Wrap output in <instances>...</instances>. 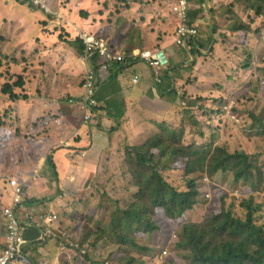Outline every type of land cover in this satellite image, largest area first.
Instances as JSON below:
<instances>
[{
    "label": "rangeland",
    "instance_id": "rangeland-1",
    "mask_svg": "<svg viewBox=\"0 0 264 264\" xmlns=\"http://www.w3.org/2000/svg\"><path fill=\"white\" fill-rule=\"evenodd\" d=\"M20 1H23L24 4L15 0H0V209L10 204V201L4 199V194L6 196L10 195L9 188L11 187L10 200L12 199V187L18 184L14 183L21 176V171L27 172L30 169L31 161L27 167H25V163L36 158L35 156H29V152L26 149L38 142L35 141L34 127L31 126L34 122L32 113L33 97H29L25 101L20 98L15 103L9 100L7 95L2 94L1 89L6 83L9 85L16 83L18 75L31 69L32 65H34L33 63L40 64V61L48 60L51 69L56 67L61 69V65L53 57L52 51H50L47 59L42 58L41 60L39 50L42 53L43 47L41 48L40 42H44L45 46H47L52 42V39L57 38L59 43H65L64 45L69 47L70 42L75 43L74 39H78L76 30L81 29L77 27V23L85 25L84 23H89L90 19H94L96 22L95 27L87 34L94 35L97 31L94 35L96 38L100 37L98 39L114 45L119 26L116 21H120L116 14L118 12L122 13L121 11L124 10L129 13L130 10L137 6H143L147 9L151 5H158L164 10L163 19H161L163 29L159 33L160 36L172 32L174 23L170 25L169 21L172 22L171 19L175 21L170 10L171 0H38L39 6H34L31 0ZM231 3H234V1L230 0L221 6ZM43 6L46 7L48 13L44 12ZM217 9L214 8V12L218 11ZM235 11L243 21L249 20L252 27V32L247 37L248 45L244 46L245 48H242L236 36L227 33L224 27L226 18H224L219 22L215 20V23L212 20L211 31L207 27H198V35L193 39L192 51L187 53L191 59L194 57L199 58L201 63L209 59L213 62L212 73L206 71L211 81L202 79V83L204 87L206 84L209 85L207 88L213 87L212 92L214 94L208 95L207 98L189 95V85L193 80L191 76L189 81H184L178 87L179 89H175L176 97L178 98L177 106H169L166 117L158 116V118L161 119L162 117L164 122L173 128L183 127L185 129L183 141L186 145L208 143L211 141L212 135L215 134L216 144H228L232 151H260V160L263 161L264 134L261 132L262 130L253 128L252 125L257 126V123L253 122V117L261 118V116H264V96H262L258 87L259 79L264 77V24L262 19L257 18L252 12L246 10L243 4L238 3L235 6ZM143 14L144 12L137 13L134 16V21L126 19L125 23L127 25L129 23L142 25L150 29L152 33H155L154 29L160 25L158 24V13L149 12L148 17ZM97 21H99L98 25ZM215 26L218 27L216 32ZM175 37L176 35L173 38L175 39ZM210 37L212 40H210ZM117 39V42H119L121 37L118 36ZM150 42L155 45L157 40L150 39ZM201 44H203V51L200 49ZM155 46L159 47V45ZM61 47L65 48L63 45ZM177 47L175 43L172 44V50L176 51ZM55 52L57 53L58 50H55ZM59 52L61 51L59 50ZM165 53L168 52L165 51ZM177 54L181 55L180 52ZM43 57L45 56L43 55ZM35 58L38 60L35 61ZM248 58L250 67L245 68ZM203 65L205 66L206 64L203 62ZM83 66L85 67L84 64ZM33 70L35 69H31L30 72ZM183 70L184 72L194 71L193 67H185ZM35 72L37 73L35 81H39L41 88L53 87L52 79H56V75H53L49 68H45V71L36 69ZM253 87L256 88L257 92H253ZM187 88L186 95L192 100H188L185 97L182 98L184 93L182 91ZM12 91L18 97L23 96L25 92V90L20 88H13ZM244 96L245 99L240 102L242 104L240 108L241 115H234V117L231 114L232 109L239 105L238 101ZM195 98L204 100V104L199 101L196 105H191L188 108V103L194 101ZM222 99L223 102H220ZM14 104H16V109L13 110L15 108ZM175 108L177 109L179 120L171 119L174 116L172 109ZM186 111L190 112L188 113L189 115ZM43 114H45V111H42L37 117L41 118L42 122H45L47 119L42 117ZM189 117L195 119L197 124L193 126L188 119ZM138 124L140 125L139 121ZM30 132L31 134H29ZM157 132L155 123L153 125L150 124V126L146 125V136H149V138ZM37 138L40 139L39 137ZM36 146L38 147V145ZM20 152L22 154H18ZM123 157L124 154L123 156L119 155L118 161H111L116 163L112 166V169H116L119 165L120 167L122 166ZM120 167L119 171L111 170V172L102 173L104 180L96 179L93 188L84 192L83 198L88 201H85V206L77 202L78 198L81 197L80 194L73 198L74 201L72 203L70 202L71 205H69L68 212L60 214L66 220H69V223L73 221L75 232L71 229L69 237L80 239L84 233V227L89 230L96 229L93 225L95 222L103 224L107 220L102 205L98 204L99 194L97 191L104 192L106 199L119 203V206H123L130 198L131 191L124 189L125 182L122 178L126 170L122 169L120 171ZM24 174L26 173H22V175ZM171 176L172 179L173 177L175 178L173 184L178 189H185L183 174L171 173ZM192 177L195 178L197 187L204 194L201 203L187 214L190 222L199 223L204 220L208 213L206 211L207 204L211 203L216 193L224 191L238 195L237 187L232 184L231 175L228 173L216 175L213 181L209 178L206 179V176L201 178L198 174ZM6 182L9 183L5 184ZM114 183L115 185H113ZM111 186L116 187V191L114 195L107 196ZM109 208L114 209L112 202ZM68 213H70V216H68ZM85 214L91 215L95 222H84ZM54 217L56 216L54 215ZM63 242L65 241L63 240ZM177 242V238L172 234L167 243H164L162 237L152 235L138 243L141 247L147 248L148 251L126 247V252L121 250V252L119 250L114 252L115 245L110 244L109 247H106L105 245L108 242H100L98 244L99 250L96 248L94 252H90V263L122 264L120 263L121 259L132 257L136 262H141L142 264H187L185 259L186 252L175 249ZM70 254L75 264H83L85 262L78 258L74 252ZM64 258L68 257L64 255ZM70 259L71 256L66 261L69 263L71 262Z\"/></svg>",
    "mask_w": 264,
    "mask_h": 264
},
{
    "label": "crops",
    "instance_id": "crops-1",
    "mask_svg": "<svg viewBox=\"0 0 264 264\" xmlns=\"http://www.w3.org/2000/svg\"><path fill=\"white\" fill-rule=\"evenodd\" d=\"M229 1L190 0L191 22L193 20V25L197 28L207 27L211 31L214 8L219 9L222 4ZM121 12L116 14L120 19V21H116L119 24L116 43L111 45L106 42L111 53L123 55L124 59L113 71L110 70V72L107 69V72L103 73V75L110 74L108 79L102 81L99 79L95 99L97 107L91 121L87 124H83V116L86 113L79 103H64L65 115L56 106V101L60 98L78 101L83 94V78L86 69L77 60L78 45L70 42L72 46L67 47L64 45L65 43H59L57 38L52 39V42L47 46L44 42H40L41 48L43 47L42 53L39 50L41 60L42 58L47 59L52 51L53 57L61 65V69L58 67L51 69L48 60L40 61V66H35L38 63H33L34 65L31 67L35 70L39 67L44 71L45 68H49L52 74L56 75V79H52L53 87L50 88V91L42 90L39 92L40 96L37 93L36 97H33L34 122L31 126L34 127L35 136L37 135L40 139L35 137V141L38 142L29 146V150L32 151V157L36 158L32 160L33 163L32 166H29L28 173L26 172L24 175L21 173L19 179L14 183H18L16 186L20 185L23 195L28 201V203L25 202L20 196L17 220L20 225L22 246H27L31 251H34L37 256L35 259L42 264H60L61 261L70 258L69 253H63L64 250H60L57 245L43 238L42 232L47 215L53 217L51 223L48 221L53 230L69 234L74 228L73 221L69 223V220L60 214L68 212L69 205L74 201L73 198L86 192L96 179L104 180L102 173L119 169L120 165L116 169H112L116 163L111 161H118L119 155L123 156L124 147L142 145L149 138L146 136V125L165 123L163 118L159 119L158 116L166 117L169 106H177L178 98L176 93H172L173 90L179 89L178 87L184 81H189L192 76L189 95L207 98L208 95L214 94L213 87L207 88L209 86L207 84L204 87L202 83V79L211 81L208 75L209 72L212 73L213 68L211 59L203 61L206 64L204 66L199 58L191 59L189 57L187 53L192 51V48L188 49V46L182 45L178 46L176 51L172 50L176 21L173 19H171L172 22L169 21L170 25L174 23L172 32L160 36L159 33L163 29L161 19L164 15V10L161 7L151 5L146 9V7L137 6L129 13L126 10ZM142 12L147 17L149 12L158 13V24L160 25L154 29L156 35L142 25L133 23L127 25L125 23L126 19L134 21V16ZM80 24L77 23V27L83 31L77 29V34L91 32L96 22L94 19H90L89 23ZM118 36L121 37L119 42H117ZM150 39L157 40L155 45H159V47L152 44ZM210 40H212L211 37ZM61 45L65 48H62ZM200 47L203 51V44ZM55 50L58 52L56 53ZM155 50L163 51L168 61L167 75L161 78L158 85L154 83L155 79L151 70L137 56H134ZM179 52L181 55L177 54ZM203 55L205 56L204 53ZM37 60L35 58V61ZM185 67H193L194 71L184 72ZM31 69L27 70L28 75L34 73L35 70L30 72ZM134 76L138 77L137 84L131 82ZM38 82L33 81L34 86L39 84ZM187 90L188 88L184 89L182 93H186ZM176 110V108L172 109L174 116L171 119L179 120ZM42 111H45V114L42 115L47 119L45 122L37 117ZM80 153H83L82 158L79 156ZM29 161L25 163L26 166L29 165ZM120 168V171L124 169L123 162ZM9 193L11 195V187ZM10 195L4 194V199L11 201ZM69 214L68 216H70ZM5 227V221L0 218V253L7 244ZM64 255L68 258H64ZM69 264L72 263L69 262Z\"/></svg>",
    "mask_w": 264,
    "mask_h": 264
},
{
    "label": "trees",
    "instance_id": "trees-1",
    "mask_svg": "<svg viewBox=\"0 0 264 264\" xmlns=\"http://www.w3.org/2000/svg\"><path fill=\"white\" fill-rule=\"evenodd\" d=\"M15 1L24 4L23 1ZM233 1L234 3L221 6L217 9L218 11L213 12V20L215 23V20L219 22L226 18L225 30L236 36L242 48H245L244 46L248 45L247 37L251 34L252 27L249 20L243 21L237 15L235 6L238 3L243 4L246 10L262 19L264 24V0ZM191 25L194 26L193 20ZM217 28L215 26V32ZM193 39L186 44L188 49L192 48ZM74 42L78 45L76 51L79 55L83 51L82 45L79 39H74ZM95 62L100 81L108 79L109 73L103 75L107 72V65L99 59H95ZM37 65L40 66V64ZM249 67L248 58L245 68ZM38 70L42 71L39 67ZM166 75L167 72L160 77ZM18 76L16 83L11 85L6 83L1 89V93L7 95L8 99L15 103L20 98L25 101L29 97H36L37 93L40 96L39 92L52 88H41L40 84L34 86L33 81L37 76L35 71L29 75L25 71ZM258 87L264 96V77L259 79ZM13 88L25 90L24 95L18 97L12 91ZM253 92H257L254 87ZM172 93H176L175 90ZM183 97L192 100L186 93H183ZM244 99L245 96L238 101L239 105L232 109L233 116L241 115L242 104L240 102ZM69 101L63 98L56 101L57 109L64 115L66 111L63 104L66 102L71 104ZM199 101L203 104L205 102L200 98H195L194 101L188 103V108ZM220 102H223V99ZM14 105L13 110L16 109V104ZM186 113L190 112L186 111ZM188 119L193 126L197 124L195 119L190 117ZM253 122L257 123V126L252 125V127L262 130L264 134V116L253 117ZM155 126L158 132L142 145L124 147L123 163L126 171L122 178L125 182L124 189L130 190L131 196L123 206L106 199L104 192L97 191L98 204L102 205L107 216L103 224L96 223L91 215L85 214L84 222H95L93 225L96 229L89 230L84 227V233L80 239L69 237L68 233L53 230L60 241L64 240L65 243L72 242L76 245V248L68 247L64 250L71 256L70 261L75 264L70 254L74 252L86 264L87 262L91 264L90 252H94L96 248L99 250L100 242H108L106 247L110 244L115 245L114 252L118 250L126 252V247L148 251L138 243L152 235L162 237L164 243H167L172 234L178 241L175 249L186 252L187 264H264V160H260V151H232L228 144H216L215 134L208 143L186 145L183 141L185 136L183 127L173 128L162 122L155 123ZM26 150L29 156H32L29 147ZM30 161V166H32L33 161ZM27 166L25 164V167ZM23 172L26 173L21 171ZM171 173L183 174L185 189L180 190L173 184L175 178L172 179ZM220 173L231 175L232 184L237 187L238 195L224 191L216 193L211 203L207 204L208 213L204 220L199 223L190 222L187 214L201 203L204 194L197 187L196 180L192 176L198 174L201 178L206 176V179L213 181ZM95 183L94 181L93 184ZM93 184L87 191L93 188ZM115 189L116 187L111 186L107 196L114 195ZM83 194L77 202L85 206L88 201L83 198ZM20 195L22 200L28 203L23 190L20 191ZM111 202L114 206L113 210L109 208ZM72 231L75 232L74 228ZM52 243L57 245L55 242ZM35 257H37L35 252L23 245L11 264H42L37 262ZM65 263L69 264L67 261H61L60 264ZM120 263L142 264L132 257L123 258ZM102 264H107V262Z\"/></svg>",
    "mask_w": 264,
    "mask_h": 264
},
{
    "label": "built area",
    "instance_id": "built-area-1",
    "mask_svg": "<svg viewBox=\"0 0 264 264\" xmlns=\"http://www.w3.org/2000/svg\"><path fill=\"white\" fill-rule=\"evenodd\" d=\"M34 6H39L38 0H31ZM44 12L46 7H42ZM171 13L177 23L175 29L174 43L177 46L186 45L192 38L198 35L197 28L190 26L191 19L189 17L191 6L190 0H171ZM78 39L82 45L83 51L78 55V60L85 65V73L83 78V94L79 98V105L84 110L83 124H87L91 121L94 111L97 107L95 100V93L99 85V78L96 71L95 59H99L107 65L108 69H112L115 64L120 65L123 62V55H116L108 50L107 42L96 38L94 35L87 33H79ZM153 73L154 83L160 84L161 77L167 71L168 61L163 51L155 50L153 52H142L139 55L135 54ZM133 84H137L138 77L134 76L131 79ZM73 103V101H69ZM79 156L82 158L83 153ZM20 185L12 187V199L7 207L0 209V218L6 223L7 231V244L6 248L0 253V264H11L16 255L22 248V241L20 237L19 222L17 220V213L19 211L20 204ZM47 215L46 222L43 228L42 236L45 240L55 242L60 250H66L68 247L76 248V245L72 242L65 243L57 238L51 227L52 216ZM50 221V223L48 222Z\"/></svg>",
    "mask_w": 264,
    "mask_h": 264
},
{
    "label": "clouds",
    "instance_id": "clouds-1",
    "mask_svg": "<svg viewBox=\"0 0 264 264\" xmlns=\"http://www.w3.org/2000/svg\"><path fill=\"white\" fill-rule=\"evenodd\" d=\"M78 38V37H77ZM102 62V61H101ZM104 63V62H103ZM117 67V64L114 65V67L111 69V71H113L115 68ZM110 71V69H108ZM110 71V72H111ZM73 101V100H72ZM73 103H79L78 101H73ZM71 103V104H73Z\"/></svg>",
    "mask_w": 264,
    "mask_h": 264
}]
</instances>
